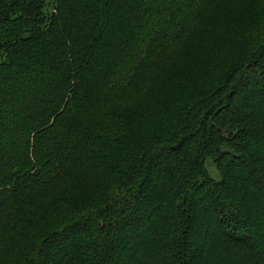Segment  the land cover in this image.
I'll use <instances>...</instances> for the list:
<instances>
[{
  "label": "trees",
  "instance_id": "1",
  "mask_svg": "<svg viewBox=\"0 0 264 264\" xmlns=\"http://www.w3.org/2000/svg\"><path fill=\"white\" fill-rule=\"evenodd\" d=\"M42 3L0 0V264H264V0Z\"/></svg>",
  "mask_w": 264,
  "mask_h": 264
},
{
  "label": "rangeland",
  "instance_id": "2",
  "mask_svg": "<svg viewBox=\"0 0 264 264\" xmlns=\"http://www.w3.org/2000/svg\"><path fill=\"white\" fill-rule=\"evenodd\" d=\"M43 3V5H42V10H43V12L44 13H48V12H46V10H47V6H49L48 4V0H41ZM206 165H207V167L209 168V169H212L213 167H212V164L209 162V161H207L206 162Z\"/></svg>",
  "mask_w": 264,
  "mask_h": 264
}]
</instances>
